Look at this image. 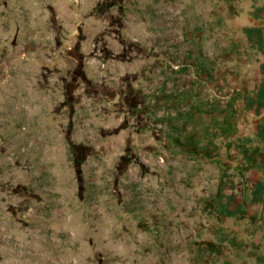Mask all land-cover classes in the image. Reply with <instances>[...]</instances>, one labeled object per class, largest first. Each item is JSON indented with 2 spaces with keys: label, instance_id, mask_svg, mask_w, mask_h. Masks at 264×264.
<instances>
[{
  "label": "rangeland",
  "instance_id": "1",
  "mask_svg": "<svg viewBox=\"0 0 264 264\" xmlns=\"http://www.w3.org/2000/svg\"><path fill=\"white\" fill-rule=\"evenodd\" d=\"M263 6L0 0V264H258L264 174L228 144L264 117L246 109L263 56L244 34ZM178 125L220 156L180 150ZM227 182L257 220L204 212ZM223 233L238 246L207 250Z\"/></svg>",
  "mask_w": 264,
  "mask_h": 264
},
{
  "label": "trees",
  "instance_id": "2",
  "mask_svg": "<svg viewBox=\"0 0 264 264\" xmlns=\"http://www.w3.org/2000/svg\"><path fill=\"white\" fill-rule=\"evenodd\" d=\"M264 6L258 8L253 15L255 18H262ZM251 47L263 56L261 63V71L263 79L257 89L255 95L248 96L246 99V109L260 114L264 110V27L252 26L244 28ZM191 67L196 68L198 72L203 75L205 80H211L216 77V73L209 67L210 63L207 59L200 55V57H191L188 63ZM184 125L177 126V134L174 136L176 146L185 153L198 157H206L208 159H215L220 156L218 147L214 143L202 145L196 134L189 133ZM228 148L234 149L236 155L250 166L256 167L264 174V117L262 121L256 126L253 137H245L230 142ZM228 187L229 193L223 195L222 199H204V212L214 210L220 219H232L233 221H241L245 219L257 220V215H251L244 204L242 196L236 192V186L233 182L225 183ZM251 201L253 203H261L264 201V180L259 179L252 190ZM226 244L233 247L238 246V241L235 237L226 234L220 236L219 243H209L208 249L211 252L223 255V248ZM258 264H264V253L254 255ZM226 262L233 264L232 259L226 255Z\"/></svg>",
  "mask_w": 264,
  "mask_h": 264
}]
</instances>
